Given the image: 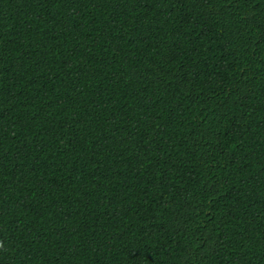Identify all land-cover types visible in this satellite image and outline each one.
Listing matches in <instances>:
<instances>
[{"label": "trees", "instance_id": "obj_1", "mask_svg": "<svg viewBox=\"0 0 264 264\" xmlns=\"http://www.w3.org/2000/svg\"><path fill=\"white\" fill-rule=\"evenodd\" d=\"M0 264H264V0H0Z\"/></svg>", "mask_w": 264, "mask_h": 264}]
</instances>
